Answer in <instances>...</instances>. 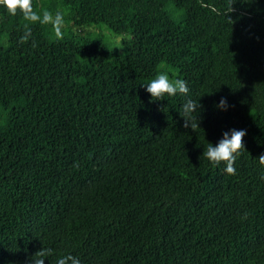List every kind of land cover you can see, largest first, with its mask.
Instances as JSON below:
<instances>
[{
    "label": "trees",
    "instance_id": "obj_1",
    "mask_svg": "<svg viewBox=\"0 0 264 264\" xmlns=\"http://www.w3.org/2000/svg\"><path fill=\"white\" fill-rule=\"evenodd\" d=\"M32 2L65 27L20 43L0 7V264H264V0ZM159 73L188 94L153 101ZM232 129L228 175L202 154Z\"/></svg>",
    "mask_w": 264,
    "mask_h": 264
},
{
    "label": "clouds",
    "instance_id": "obj_2",
    "mask_svg": "<svg viewBox=\"0 0 264 264\" xmlns=\"http://www.w3.org/2000/svg\"><path fill=\"white\" fill-rule=\"evenodd\" d=\"M0 7L6 9L7 13L11 16H16L19 12L22 14V18L27 23L24 25V32L20 38V43H27L32 36L31 28L29 25L40 24L50 25L54 31L55 37L59 40L63 39V28L65 27L64 14L57 11L53 14L47 9L42 11H36L33 7L32 0H0ZM33 47H35V41H33ZM145 87L147 93L151 95L153 101L162 100L164 96H176L180 94L186 96L189 92L187 82L183 79H170L167 74L159 73L154 79H152ZM216 107L220 110H227L229 105L225 98H221ZM198 108H201L199 102L188 99L182 105L180 115L184 119V127L191 128L193 131L199 127V123H196L197 117L194 113ZM246 135L245 130L232 129L223 133V138L218 142L216 146L212 143H208L206 150L203 151V156L213 164H225L224 171L228 175H235L236 168L234 167L236 158L240 155V150L244 148L243 137ZM259 164L264 166V154L260 155ZM264 179V177H262ZM247 219V213L242 217ZM52 254L51 249L42 248L37 251L32 257L31 264H45V258ZM56 264H80L78 258L72 255H65L57 259Z\"/></svg>",
    "mask_w": 264,
    "mask_h": 264
},
{
    "label": "rangeland",
    "instance_id": "obj_3",
    "mask_svg": "<svg viewBox=\"0 0 264 264\" xmlns=\"http://www.w3.org/2000/svg\"><path fill=\"white\" fill-rule=\"evenodd\" d=\"M104 35H105L104 38H105V37H106V38L108 37V41H109L108 44L110 45V47H112V46H113V47H117V46H119V43H120L119 40H117V39H115L114 41L110 40L109 38H112V37L110 36V34H109L107 31L104 32ZM102 37H103V36H102Z\"/></svg>",
    "mask_w": 264,
    "mask_h": 264
}]
</instances>
